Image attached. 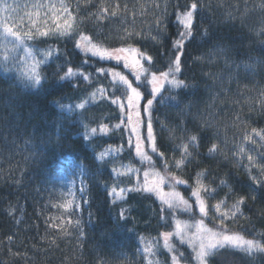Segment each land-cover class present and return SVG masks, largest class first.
<instances>
[{
	"label": "snow or ice",
	"instance_id": "6c2138e0",
	"mask_svg": "<svg viewBox=\"0 0 264 264\" xmlns=\"http://www.w3.org/2000/svg\"><path fill=\"white\" fill-rule=\"evenodd\" d=\"M18 7L7 3L0 7V13H9L0 15V47L5 53L0 67L5 72L11 70L9 62L15 60L11 53L22 49L25 62L32 61L28 70L21 73L23 86L33 90L40 89L48 80V75L42 72V66H47L54 55L56 59H60V49L48 47L41 51L37 45L46 44L49 39H63L71 41L74 50L82 54L84 59L79 66H74L70 58H66L64 64L56 66V70L50 75L57 87L67 84L72 89H78L85 83L91 85L93 76L108 82L107 86H96L76 104L58 101L54 103L62 112L70 115L76 113L82 116L87 107L97 100L107 101L117 110V122L114 124L109 118L107 122L91 127L89 123L81 120L80 127L83 131L80 137L83 142H89L98 134L109 136L119 131L124 142L110 145L98 153L94 151L93 162L97 166L95 171H90L91 166L86 163V158L70 157V160L74 169L73 176L79 179V191L82 195L86 192L89 177H102L99 165L112 163L109 175L113 183L108 184L103 180L101 183L113 205L126 202L133 193L145 198L154 197L158 201L161 227L169 230L161 231L158 237H139L136 254L142 257L144 264H210L212 259H218L226 252L238 251L247 256L264 254L262 240L247 238L242 230L236 231L228 224V221L235 224L245 218L243 209L248 201L264 200V150H261L264 149V128L250 126L240 112L235 114L232 124L238 129V142L233 145L232 159L247 177V182L237 178L238 187L229 184L227 179H221L213 187L211 183H206L208 170L204 168L195 171L188 179L183 178L182 173L189 165L199 164L197 157L204 156L211 160L225 153L227 142L222 146L217 141L218 133L211 131L214 127L213 120H203L195 134L184 136L179 143L174 142V136L171 137V148H165L158 143L154 129L156 106L170 101L171 106L179 109L185 102L183 98L190 95L187 90L194 87L181 78L185 68L183 57L187 44L195 38L197 18L203 8V0H174L171 4L172 13L168 11L169 0H163V3L160 0H144L143 3L135 0L131 6L127 0L123 3L121 0H84L83 6L81 0H36L31 5L32 11L23 16L13 15L17 13ZM260 8L264 10V3ZM170 15H174L177 34L172 40L171 49H166L162 54V58H167L163 70L153 71L157 61L135 43L144 39L145 34L126 25L129 20L135 25L138 17L151 16L152 27L149 28L148 35L151 40L159 43L160 36L167 32ZM113 21L121 22L125 26L114 33L111 30L107 33L97 31L105 22L110 25ZM88 23L94 24L92 31L86 30ZM258 34L264 35V28ZM203 35L207 36V30ZM109 40H118L119 46L108 43ZM214 47L217 52L225 51L218 45ZM37 55L42 59H38ZM64 56L68 57L69 54L65 52ZM195 59L201 61L203 55ZM101 61H112L114 64L110 67H95L94 73L86 70L85 65L90 66ZM244 67L255 69L253 64H245ZM123 70H127V74ZM165 92L169 95L165 96ZM260 95L264 96V92ZM258 103L259 110L264 112V99ZM185 107L190 108L191 104H185ZM254 110L256 109L250 106V111ZM180 114L184 115L183 112ZM31 115L29 114V118ZM0 121L7 123L3 114H0ZM165 127L162 123L161 128ZM176 128L182 133L188 132L182 122H177ZM169 131L174 132L175 129ZM25 143L28 144L29 141ZM201 145H207L206 153L200 152ZM125 146L140 166L133 163L116 164ZM168 152L172 153L171 158L167 155ZM124 177L129 180L127 184L121 179ZM71 183L75 184V179ZM179 186H184L185 192L190 195L186 196ZM224 189L228 190L224 192ZM221 192L223 196L217 199ZM69 196L72 198H65L63 202L52 205L62 209L63 214L46 219V235L40 238L46 247L33 243L30 246V256L23 242L17 245V234H10L0 247L6 250L4 254L11 259H0V264H16L18 260L24 261V264H40L53 248H59L57 240L71 237L74 232L77 240L83 241L86 233L82 221L80 218L73 219L74 213H82L83 209L71 191ZM209 200L216 202L209 205ZM83 203L87 204L88 200H83ZM129 211L126 208L119 210L114 221L117 229L127 225ZM17 212L23 215L22 208L10 206V216H15ZM197 212L199 218H195ZM184 213L189 214L192 219H180L179 214ZM91 216L89 213V222ZM206 220L212 221L211 226ZM16 223H21V220L17 219ZM47 229H52L53 233H48ZM260 235L264 239V233ZM77 247L82 253L83 244L79 243ZM160 255H166L167 259L161 261ZM71 260L72 257L66 256L62 264H71ZM124 260L127 264H133L127 256H124ZM99 264L108 262L100 260Z\"/></svg>",
	"mask_w": 264,
	"mask_h": 264
},
{
	"label": "trees",
	"instance_id": "16d2710c",
	"mask_svg": "<svg viewBox=\"0 0 264 264\" xmlns=\"http://www.w3.org/2000/svg\"><path fill=\"white\" fill-rule=\"evenodd\" d=\"M35 2L36 0H8L7 4L19 6L17 14L22 15L29 12ZM127 2L131 6L135 0ZM140 2L143 3L144 0ZM160 2L163 3V0ZM83 3L84 0H81L82 6ZM172 3L174 0H169V13L173 12ZM262 3L264 0H203V8L197 18L195 38L187 44L183 57L185 68L181 78L194 87L187 90L190 95L183 98L185 102L179 109L171 106L170 101L156 106L154 129L158 143L165 148L172 147L171 137L174 136V142L179 143L184 136L195 134L203 120L209 119L214 122L211 131L218 133L217 141L222 146L227 142L223 155L211 160L204 156L197 157L199 164L189 165L182 173L185 179L204 168L208 170L206 183H211L213 187L221 179H227L229 184L236 187L239 186L236 183L237 178L247 182L243 169L232 159L233 145L238 142V129L233 126L232 121L235 114L240 112L250 126L264 128V112L259 110L258 103L264 99L260 95L264 92V35L258 34L264 28V10L260 8ZM124 26L118 21H113L110 25L105 22L97 31L107 33L111 30L114 33ZM126 26L135 27L145 34L144 39L135 43L157 61L153 71L163 70L167 58H162V54L166 49H171L172 40L177 34L174 15L169 16L167 32L160 36L159 43L151 40L148 35L149 28L152 27L151 16L138 17L135 25L129 20ZM93 28V23L86 26L87 31H92ZM205 30L207 36L203 35ZM151 34L155 35V32ZM108 43L119 46L118 40H109ZM217 45L225 51L217 52L214 47ZM48 47L59 48L60 59H56L54 55L47 66H42V72L48 75V80L38 90L25 88L21 75L5 72L0 67V114L7 120V123L0 121V244L8 235L15 233L18 236L17 245L23 242L30 256V246L33 243L46 247L40 239L46 235V219L63 214L62 209L52 207L53 204L62 202L59 193L62 195V190L66 189L65 184L58 180L57 163L66 155L86 158V163L91 166L90 171H95L97 166L93 162V152L98 153L110 145L124 142L119 131L109 136L98 134L89 142L81 140V120L89 123L91 127L107 122L109 118L114 124L117 122V110L107 101L97 100L87 107L82 116L76 113L70 115L62 112L54 101L76 104L96 86H107L108 82L93 76L91 85L85 83L78 89H72L67 84L57 87L50 75L56 70V66L64 64L66 58H70L74 66H79L84 57L74 50L71 41L49 39L46 44L37 45L39 50ZM65 52L69 54L68 57L64 56ZM210 52L213 55L209 56ZM202 55L201 61L195 59ZM113 64L101 61L98 64L85 65V68L94 73L95 67H110ZM245 64H253L255 69H246ZM164 95L168 96L169 93L165 92ZM188 103L191 104L190 108L185 107ZM250 106L256 110L250 111ZM181 112L184 113L183 116ZM29 114H32L31 118ZM177 122H182L188 132L182 133L177 129ZM162 123L166 125L163 129ZM169 129L175 131L170 132ZM25 141L29 143L26 144ZM200 152L206 153L207 145H201ZM167 155L171 158L172 153L168 152ZM121 163L139 166L127 146L116 160L117 165ZM112 166V163L99 165L102 177L98 175L96 179L88 178V203L82 205V213L73 215V219H81L86 233L85 239L78 241L75 232L71 237L60 238L57 240L59 248H53L40 264H62L66 256L72 257L71 264H99L100 260L107 261L108 264H127L124 256L132 260L133 264H144L142 257L136 254L139 237H158L161 231L169 230L161 227L159 203L154 197L145 198L133 193L126 202L115 205L110 202L101 180L108 184L113 183L109 175ZM121 179L125 184L129 182L126 177ZM179 187L186 196L190 195L185 192L184 186ZM227 190L224 189V192ZM222 196L223 192L217 199ZM215 202L216 200L208 201L209 205ZM10 206L22 208L23 215L17 212L15 216H10ZM121 208L130 210L129 222L123 228L117 229L114 221ZM243 212L245 218L235 224L228 221L229 226L236 231L242 230L247 238L264 242L260 235L264 233V200L248 201ZM89 213L92 214L91 222ZM179 218L192 219L187 213L179 214ZM195 218H199L198 212ZM17 219L21 223L17 224ZM206 223L211 226L212 221L206 220ZM47 232L53 233V230L47 229ZM79 243L83 244L82 253L77 247ZM5 251L0 247V259L10 261L11 258L4 254ZM159 259L164 261L167 256L160 255ZM16 264H24V261L18 260ZM210 264H264V254L247 256L238 251L226 252L218 259H212Z\"/></svg>",
	"mask_w": 264,
	"mask_h": 264
},
{
	"label": "rangeland",
	"instance_id": "374dc122",
	"mask_svg": "<svg viewBox=\"0 0 264 264\" xmlns=\"http://www.w3.org/2000/svg\"><path fill=\"white\" fill-rule=\"evenodd\" d=\"M8 0H4L3 2L0 1V7L3 6L4 3H7ZM32 11V9L30 10ZM9 13H0V15H7ZM17 13H13V15H16ZM21 15V14H18ZM25 14H22L21 16H23ZM42 51V50H41ZM4 50L2 47H0V64L3 63V55H4ZM12 57H15V60H12L9 62V68L11 69L9 72L10 73H15L17 75H21L22 72H25L28 70V65L31 64V60H27L26 61V57H25V53L23 52L22 49L11 53ZM38 59H42L41 56L37 55ZM111 63H114L112 61H109ZM122 68V66H121ZM3 69V67H2ZM125 71V73L127 74V70H123ZM131 78V77H130ZM70 157H72L71 155H66V157H63L59 163H57L56 165V171L59 173L58 175V180L62 183L65 184L66 189L62 190V195L61 193H59V195L61 196V201L63 202V200L65 198L71 199L72 197L69 196V191L72 192V194L75 196V199L81 203V206L84 204L83 200L86 199V192L82 195L79 191V187H80V183H79V179L75 178L73 176V167H72V163L70 160ZM73 158V157H72ZM140 166V165H139ZM75 179V184L71 183V181ZM87 190V189H86ZM79 213V212H77ZM183 220H191V219H183ZM190 250V249H189ZM191 251V250H190Z\"/></svg>",
	"mask_w": 264,
	"mask_h": 264
}]
</instances>
